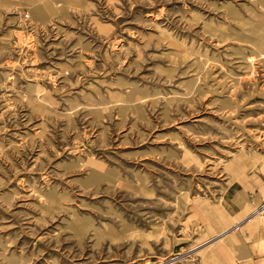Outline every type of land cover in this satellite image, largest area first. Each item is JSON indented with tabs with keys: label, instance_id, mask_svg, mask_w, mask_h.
Here are the masks:
<instances>
[{
	"label": "rangeland",
	"instance_id": "obj_1",
	"mask_svg": "<svg viewBox=\"0 0 264 264\" xmlns=\"http://www.w3.org/2000/svg\"><path fill=\"white\" fill-rule=\"evenodd\" d=\"M263 203L264 0H0V264H264Z\"/></svg>",
	"mask_w": 264,
	"mask_h": 264
},
{
	"label": "bare ground",
	"instance_id": "obj_2",
	"mask_svg": "<svg viewBox=\"0 0 264 264\" xmlns=\"http://www.w3.org/2000/svg\"><path fill=\"white\" fill-rule=\"evenodd\" d=\"M65 1H71V0H65ZM244 221H245V220H244ZM242 223H243V222H242ZM242 223H241V224H242ZM236 225H237V224H236ZM234 226H235V225H234ZM228 229H229V228H228ZM234 229H235V227H234ZM229 230H230V229H229ZM227 232H228V230H227ZM218 236H219V235H218ZM218 236H217L216 238H218ZM219 237H221V236H219ZM225 242L227 243V245L230 244V238H228V237L225 238ZM205 244H207V243H205ZM232 245H234V244H232ZM234 248H237V247L234 246ZM210 256L213 257V256H216V254H214V255L211 254ZM174 259H175V258H174ZM174 259H172V260H174ZM152 264H168V262H162V260H161V261L159 260V261H157V262H155V263H152Z\"/></svg>",
	"mask_w": 264,
	"mask_h": 264
},
{
	"label": "crops",
	"instance_id": "obj_3",
	"mask_svg": "<svg viewBox=\"0 0 264 264\" xmlns=\"http://www.w3.org/2000/svg\"><path fill=\"white\" fill-rule=\"evenodd\" d=\"M264 210V203L259 207V209L257 210V212L256 213H260V212H262ZM251 219V218H250ZM261 261V260H260ZM263 262H264V260H263Z\"/></svg>",
	"mask_w": 264,
	"mask_h": 264
}]
</instances>
